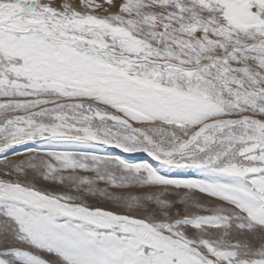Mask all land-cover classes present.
<instances>
[{
	"label": "snow or ice",
	"instance_id": "1",
	"mask_svg": "<svg viewBox=\"0 0 264 264\" xmlns=\"http://www.w3.org/2000/svg\"><path fill=\"white\" fill-rule=\"evenodd\" d=\"M0 264H264V0H0Z\"/></svg>",
	"mask_w": 264,
	"mask_h": 264
},
{
	"label": "rangeland",
	"instance_id": "2",
	"mask_svg": "<svg viewBox=\"0 0 264 264\" xmlns=\"http://www.w3.org/2000/svg\"><path fill=\"white\" fill-rule=\"evenodd\" d=\"M37 144H29V147H37ZM109 151L114 155H121L123 158L128 159L133 162L137 161H147L149 163H152L154 166H158L157 162L154 161L151 157L148 156L147 153L143 152H136V153H124L121 149L111 148ZM25 152V148L21 145L14 146V151H9L5 153L10 159L11 158H23V153ZM19 154V155H17ZM172 175H191L196 174L192 170H164ZM36 184L39 188H44L48 191H56V192H68L69 189L67 187H60L58 185H53L50 182L43 181L41 178L37 177L36 180L32 181ZM103 187V185H101ZM71 194H76L75 192H72ZM86 203H96L99 204L107 209H113L114 206L110 203L104 200L102 197H89L88 200L85 201ZM179 203V202H178ZM208 205H205L207 207Z\"/></svg>",
	"mask_w": 264,
	"mask_h": 264
}]
</instances>
